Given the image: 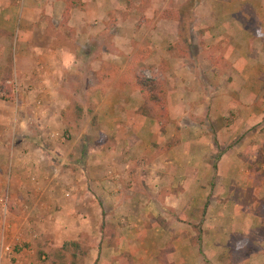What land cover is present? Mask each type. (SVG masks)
<instances>
[{"label":"rangeland","instance_id":"obj_1","mask_svg":"<svg viewBox=\"0 0 264 264\" xmlns=\"http://www.w3.org/2000/svg\"><path fill=\"white\" fill-rule=\"evenodd\" d=\"M88 1L90 3V0ZM99 1L103 7H106V1L108 5L117 4L113 5V11H109L107 21H92L90 30L83 33L84 37L83 34L79 35L78 24L81 25V12H85V0H0V67H3V70L10 69V81L18 78L25 86L29 85L32 81L26 73L33 69V79L46 78L42 73H49L52 78L59 70L64 73L62 80L65 82L64 89L60 90L61 105L40 102L39 110L35 107L36 90L32 89L34 91L24 95L23 86L12 82L11 92L14 99L15 94L19 93L17 96L21 106L18 108L15 104L2 105L1 113L5 115L6 120H0V147H5L4 152L7 149L8 152L24 150L22 156H29L30 152L32 158L40 154L44 156L43 160L46 159L51 165L63 170L76 163L83 173L81 152H88L89 146H115L114 137L126 134L121 130L123 126L120 125L119 115L115 113V106L119 103V91L115 88L119 87L120 82L129 84L137 76H143L159 80L168 94L169 116L164 122L166 111L154 109V116L163 123L168 133L166 139H170L172 135L175 138L176 134L181 132L180 139L188 142L185 145L193 148L196 146L194 141L200 134L211 137L215 130V110L225 115L236 105L235 107L244 112L246 104L243 105L242 99L256 98V107L261 106L259 120L249 117L246 121H237L239 127L238 124L235 125L233 131L237 132L238 128L244 133L236 140L232 138L231 143L234 144L232 149L236 150L249 141L252 142L259 150L247 155H252L256 165L264 162V84L260 86L264 82V0ZM22 28L28 30L27 35ZM14 38L18 39L15 45ZM19 42L22 43L20 48ZM56 47H59V51L55 50ZM24 54L33 57L37 63L34 65L33 60L28 62L25 58L22 59L21 55ZM18 63L23 67L21 71L17 68ZM103 68L108 74L107 78L103 79V87L108 89V95L106 100L101 99V121L93 120V113L88 116L83 114L82 118L74 120L73 114L76 113L77 107L72 105V101L78 90L72 84H85L89 79L101 81L99 69L101 71ZM243 82L251 83L249 90L238 85ZM125 88L130 87H122L123 90ZM109 91L112 97L109 96ZM2 92L0 91L3 94H0V102L3 97H8L6 91ZM95 96L100 97L98 93ZM77 99L82 103L86 101L87 95L83 89ZM236 99L241 101V106ZM8 105L14 108L11 118ZM71 105L72 112L64 115L71 120L67 119L65 123L61 122L59 117L53 121L49 120L52 114L59 116L63 107L66 109ZM108 107L113 116L108 113ZM126 108L123 107L124 110ZM234 113L237 120L238 110L232 111L231 115ZM225 120L223 118V122ZM66 123L67 130L64 131ZM246 123L248 126L243 128ZM68 128L81 131L72 142L63 138L70 133ZM138 129L143 130V135L145 131L149 132L146 123L141 124ZM103 134L107 137L102 136ZM228 143H224L222 148L228 147ZM260 143L261 145L257 146ZM76 146L78 149L74 150ZM219 151H222L221 147ZM9 155H0V232H5L6 241L0 238V242L10 248L4 256L6 261L3 264H14L15 261L20 264H49V254L55 264H61V254L70 257L68 264H120L119 258H123V263L127 256L132 255L133 258L129 250L97 249L100 235L86 232V235L91 234V237L79 236V233L83 232L82 224L72 223L67 216L68 211L63 209L60 210L63 212L61 217L55 211L44 213L45 216L40 219L29 216L28 219L33 223L40 221L42 229L48 233L35 236L33 241L21 237L18 231L20 224L25 221L23 216L27 214L28 205L21 203L20 189L26 187H19L18 182L12 190L7 185L8 169H11L8 166ZM193 155L195 152L191 156ZM217 155L220 156L218 153ZM7 156V166H3V159L6 162ZM215 169L213 173L216 174ZM22 172L24 174V171ZM237 172L243 176L248 170L239 169ZM36 175L32 171L30 178L38 186ZM86 183L89 182L86 180ZM34 184L32 186L35 187ZM52 184L54 187L55 184ZM92 186L90 182V188ZM46 208L50 210L48 206ZM258 208L264 211L263 206ZM234 210L235 206L232 205L231 211ZM113 220V224H116L117 221ZM91 223L100 225L93 216L90 217V225ZM257 225H260L259 221ZM260 226L263 227L262 233H252V242L241 233V236L235 235L229 243L233 248L231 251L225 248L215 249L210 253L217 252L218 256L222 255L223 264H244L253 255L261 254L264 257V221ZM106 229L108 233L116 231L115 226ZM77 236L80 243L76 242ZM117 236L118 234L114 235L112 239ZM126 238L130 241L132 235L128 234ZM73 241L77 243L78 248L76 244H72ZM103 241L101 239V243ZM45 244L48 245L43 246ZM61 246H65L64 253L60 250ZM42 248L44 254H40ZM245 250L250 251V257L243 255ZM138 252L134 257L140 256ZM163 254L165 255V251ZM249 264H264V259Z\"/></svg>","mask_w":264,"mask_h":264},{"label":"crops","instance_id":"obj_2","mask_svg":"<svg viewBox=\"0 0 264 264\" xmlns=\"http://www.w3.org/2000/svg\"><path fill=\"white\" fill-rule=\"evenodd\" d=\"M85 1V12H81V25L78 24L79 35L90 30L92 21L97 19L101 22L107 21L109 11H113V5L117 4L108 5V1H106L107 5L103 7L99 0H90V3L88 0ZM22 29L27 35L26 31L28 30ZM31 34H33V30H31ZM30 37L32 36L30 35ZM14 39L15 45V41L17 42L18 39ZM21 45L22 43L19 42L18 47H22ZM68 49L70 51V48ZM55 50L59 51V47H56ZM21 57L28 62L33 60V64L37 63L33 57L30 58L26 54ZM17 68L21 71L23 67L18 63ZM0 70L2 71L3 67H0ZM33 72L31 69L29 73H26L32 81L29 85L25 86L18 78L14 80L15 85L19 84L25 87V89L22 87L24 95L26 92L31 93L36 90L34 100L38 110L41 103L61 105L60 90L64 89V73L58 70L54 76L52 75V78L48 75L49 73H42L41 75H45L46 78L37 80L35 77L32 78ZM14 81L9 79L6 82L11 85ZM103 84L102 78L98 82L89 79L85 84L80 82L72 84L78 90L72 105L74 107L76 104L81 106L85 116L93 113L92 119L99 122L103 112L101 99L106 100L108 95V89L103 87ZM263 84L264 82L260 86ZM125 85L130 88L123 90L122 87ZM238 85L249 90L251 83L243 82ZM98 86L99 88H97ZM118 86L115 89L119 91V98H117L119 103L115 106V113L119 115L120 125L123 126L121 130H124L123 133L126 132V134L114 137L115 146H89L88 152H81L83 173L80 172L81 167H78L76 163L63 170L51 165L46 159L43 160L44 156L42 157L40 154L32 158L30 152L29 156H22L24 150L8 152L7 149L4 152L5 147H0V155L10 154L8 166L11 169H8L7 185L12 190L18 182L19 187H26L20 190L21 203L28 205L27 214L23 216L25 221L20 224L21 228L18 232L27 241H33L35 236L48 232L42 229L40 221L33 223L28 217L40 219L45 216L44 213L54 211L61 217L63 212L61 211V213L60 210L63 209V211H68L67 216L72 223L80 222L82 224L83 232L79 233V236L86 235V232L100 235L97 249L101 251L109 249L131 251L133 264H158L159 261L162 262L159 264H168L169 261L171 264H223L221 262L223 256H218L217 252L210 253V251L225 248H229L228 250L231 251L233 248L229 246V243L235 235L241 236L242 233L246 238H249V242H252V233H262L263 230L260 225L264 221V211H260L258 207H264V162L256 165L252 160V155H247L251 152L253 154L257 150L252 142L249 141L250 143L248 142L236 150L232 149L234 144L231 143L232 138V140H236L244 133L238 128L237 132L233 131L239 123L237 121H246L249 117L259 120L261 106L256 107V98H243V105L246 104L244 112H241L239 107H235L236 105L225 115L217 113L215 110L213 121L215 130L211 137L200 134L194 141L196 142L195 148L185 145L188 142L183 140L179 145L169 148L167 146L173 140V135L170 139H166L168 133L162 129L159 120L139 111L142 101L140 93L134 90L131 84L125 82H120ZM82 89L87 95V99L83 103L77 99L78 95L80 97ZM94 90L96 91L93 94ZM0 91L3 90L0 89ZM97 93L100 97L95 96ZM18 94H15V99L13 93V97L10 99L1 98L0 120H6L5 115L1 113L3 103L15 104L18 108L21 106H19ZM109 96H113L110 91ZM237 103L241 106V101H237ZM91 104L94 106L93 112H90L89 109ZM72 105L66 109L63 107L59 116L52 114L49 120L53 121L54 118L59 117L60 121L65 123L64 115L72 112ZM124 106L127 107L126 110L123 109ZM235 110H238L237 120L235 113L231 115ZM13 111L14 108L8 105L10 118ZM107 111L111 116L114 115L113 112H109V107ZM253 111H258V113ZM13 117L16 119L14 114ZM223 118L226 119L225 122H223ZM68 120L71 118L69 117ZM143 123H146L149 128V132L145 131L144 135L143 130L138 129ZM246 124L243 128L248 126V123ZM65 130H67L66 126ZM68 130L70 129L68 128ZM80 133L81 131L77 132V129H71L70 133L67 136L64 135L63 138L72 142ZM102 136L107 137L104 134ZM180 138L182 137L180 136ZM227 141L229 142L228 147L222 148V145L224 143L226 145ZM230 145L233 147L230 148ZM219 147L222 151H219ZM77 149V146L76 149L74 147V150ZM81 149L83 148L81 147ZM194 152L195 155L192 157ZM7 160L8 156L6 162L3 159V166ZM213 167L216 168V174L213 173ZM239 169L248 170V172H244L242 176L237 172ZM32 171L37 174L38 186L30 178ZM86 180L89 183H86ZM90 182L93 184L92 188H90ZM52 183L55 184L54 187ZM33 184L35 187L32 186ZM28 186L29 188H27ZM232 205L236 210L231 211ZM47 206L50 210H46ZM91 216L100 225L92 223L93 226L90 225ZM113 219L117 221L116 224H113ZM258 221L260 225H257ZM112 226H115V233L114 231L108 233L106 228ZM99 227L100 231H98ZM4 234L5 232H0V238L5 241ZM91 234L86 236L91 237ZM117 234L118 236L113 240L112 237ZM128 234L132 235L130 241L126 238ZM79 236H77V240L74 239L78 243H80ZM101 239L104 240L102 243ZM0 244L5 246L3 242ZM137 251L140 256L134 257ZM5 254L6 252H3L0 259L2 264L6 261ZM243 255L250 257L251 253L249 250H245ZM262 259L264 257L261 254L253 255L244 264ZM14 264H20V262L15 261Z\"/></svg>","mask_w":264,"mask_h":264},{"label":"trees","instance_id":"obj_3","mask_svg":"<svg viewBox=\"0 0 264 264\" xmlns=\"http://www.w3.org/2000/svg\"><path fill=\"white\" fill-rule=\"evenodd\" d=\"M8 68V67H6ZM99 76L102 79L107 78L108 74H106L104 72V68L100 71ZM11 79V74L9 72V68L8 70H0V80H1V84H0V89L4 90L8 93V99H10L11 96V85H7L6 81ZM131 87L134 90H137L142 98L141 101V105L139 107V111L142 112L143 114H146L147 116L153 117L155 115L154 111L157 109H162L166 111V117H164L163 122L168 118V107H169V101H168V94L166 92V89L164 87V85L157 79H147L146 77L143 76H137L136 79L134 78V80H132ZM76 113H74L73 115H75L74 120H79L80 118H82L83 116V109L81 106L76 104ZM90 112H92L94 110V106L91 104L89 106ZM155 109V110H154ZM66 114V113H65ZM155 117V116H154ZM65 120H67V117H64ZM77 123V121H76ZM163 124V123H162ZM161 124V125H162ZM162 129L164 130V126L162 125ZM181 139H180V134L177 133L176 137L169 143V145L167 147H172L173 145H177L180 144ZM264 149V144H263V148ZM207 206V205H206ZM161 224L163 225V222L161 221ZM68 242V241H67ZM75 241L72 242V244H76L77 248L78 245L77 243H74ZM48 244H45L43 246H47ZM42 246V247H43ZM61 251L66 250L65 246H61ZM44 249L42 248L40 251V254H44ZM58 256V255H55ZM59 259H61V264H68L69 261H71L70 257L65 256L64 254L59 255ZM48 262L49 264H55L52 258V255L49 254L48 255ZM125 258V257H124ZM119 261H121L120 264H133V258L130 256H127L125 258V263H123V258H119Z\"/></svg>","mask_w":264,"mask_h":264},{"label":"built area","instance_id":"obj_4","mask_svg":"<svg viewBox=\"0 0 264 264\" xmlns=\"http://www.w3.org/2000/svg\"><path fill=\"white\" fill-rule=\"evenodd\" d=\"M8 251H10V248L9 247H5L2 244H0V259L2 258L3 252H6L7 253Z\"/></svg>","mask_w":264,"mask_h":264}]
</instances>
